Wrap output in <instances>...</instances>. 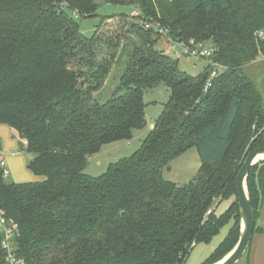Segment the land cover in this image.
Returning a JSON list of instances; mask_svg holds the SVG:
<instances>
[{
  "label": "trees",
  "instance_id": "1",
  "mask_svg": "<svg viewBox=\"0 0 264 264\" xmlns=\"http://www.w3.org/2000/svg\"><path fill=\"white\" fill-rule=\"evenodd\" d=\"M56 1L0 0V125L22 139L39 177L9 181L0 169V210L18 225V256L26 264H183L194 242H210L233 218L201 264L219 261L239 239L237 174L247 153L264 146V98L244 70L264 58V0H60L80 18L60 13ZM102 4L137 14L103 19L88 37L79 19L98 16ZM152 22L167 34L146 27ZM161 39L212 42L225 69L205 93L212 66L182 71ZM160 84L170 96L141 147L99 176L85 173L104 145L147 125L144 95ZM193 147L195 176L166 179L163 170ZM247 184L255 234L264 162ZM231 196L220 216H205ZM2 241L0 232V264H9Z\"/></svg>",
  "mask_w": 264,
  "mask_h": 264
},
{
  "label": "rangeland",
  "instance_id": "2",
  "mask_svg": "<svg viewBox=\"0 0 264 264\" xmlns=\"http://www.w3.org/2000/svg\"><path fill=\"white\" fill-rule=\"evenodd\" d=\"M121 14L132 15V8L130 9V7L102 4L101 8L99 9L98 16L79 19L81 31L84 35L90 37L94 34L97 25L103 19L112 17L115 18ZM208 43L212 44V42ZM159 47L165 49L167 52H172L174 54V49L166 40L161 39L159 42ZM173 56L178 59L179 68L190 75H197L198 73H200L207 63L206 61H199L194 58H188L186 56H177L175 54ZM244 70L245 73L250 76V78L252 76L253 81L258 86L260 78L257 74L254 73L252 67H246ZM123 71V66L122 68L116 67L114 69L107 86H105L98 93L99 99L101 101H105L111 96ZM169 96L170 90L164 84H160L152 89H148L144 95V100L147 103V125L142 129H135L130 140L116 141L104 145L98 153H95L89 157L88 164L84 170L85 173L92 176H99L107 171L110 164L115 163L122 158L130 157L136 150H138L141 147L143 139L149 133L151 124H153L154 121L162 113L164 105L168 101ZM0 134L4 139L1 142L2 148L4 149V151L8 150L10 152V154L4 152L7 154L4 155L8 164V170L10 172V177L7 180L17 181L14 178V167L17 168L18 172H29L28 174H30L32 178L34 176V179H37L38 177L34 175V173L30 171L27 166L32 155L27 153L26 151H21L20 142L22 141V139L18 136V134L6 125H0ZM11 151L15 152L14 157L11 155ZM17 157H19V160H17ZM200 162L201 160L197 149L195 147L190 148L186 153H184L178 159L172 161L170 165L163 170L164 177L177 183L188 182L195 176L196 172L199 169ZM32 178L29 179L31 180ZM231 198H233V196L224 198L223 200L218 201L213 206L216 216H220L231 205V203L233 202V199ZM232 225L233 221L225 222L221 226L219 232L212 238L210 242L197 243V245L192 248L190 254L183 264H201L203 261H205L206 258H208L209 255L214 251V249L219 245V243L225 238ZM215 243L218 244H216L215 246ZM245 259L246 255L237 264H245Z\"/></svg>",
  "mask_w": 264,
  "mask_h": 264
},
{
  "label": "built area",
  "instance_id": "3",
  "mask_svg": "<svg viewBox=\"0 0 264 264\" xmlns=\"http://www.w3.org/2000/svg\"><path fill=\"white\" fill-rule=\"evenodd\" d=\"M55 5L60 13H70L75 18H80V13L77 9H71L67 1L57 0ZM146 27L156 29L160 34L166 35L167 32L161 28L158 24L147 23ZM262 35V33L260 34ZM171 40V46L174 49V54L177 56H186L188 58H194L196 60L206 61L212 66L210 75L208 76L205 85L204 92L206 93L213 84L214 79L219 76L225 69V67L213 60V55L217 48L214 44L208 42H200L196 40ZM4 150L0 142V169L5 178L10 176L8 170V164L4 155ZM214 212V207L207 210L205 216L208 217ZM18 225L9 220L3 210H0V232L3 235L2 246L6 251L9 264H26L24 259L18 256V253L14 247V237L17 233ZM195 242L192 244V246Z\"/></svg>",
  "mask_w": 264,
  "mask_h": 264
},
{
  "label": "water",
  "instance_id": "4",
  "mask_svg": "<svg viewBox=\"0 0 264 264\" xmlns=\"http://www.w3.org/2000/svg\"><path fill=\"white\" fill-rule=\"evenodd\" d=\"M264 162V146H259L247 153L237 174V193L240 216V234L236 245L222 259L214 264H237L245 255L252 240L256 219L248 190V176L253 166Z\"/></svg>",
  "mask_w": 264,
  "mask_h": 264
},
{
  "label": "crops",
  "instance_id": "5",
  "mask_svg": "<svg viewBox=\"0 0 264 264\" xmlns=\"http://www.w3.org/2000/svg\"><path fill=\"white\" fill-rule=\"evenodd\" d=\"M136 14H137L136 10H134L132 8V15H136ZM249 66L252 67V69L254 70V73L257 74L259 76V78H260L258 87L261 90V93H262L263 98H264V58H259L255 62H252L251 64L247 65L246 67H249ZM251 78H252V76H251ZM153 126H154V123L151 124L150 128H152ZM0 140H1V142H2V140H4L3 137L1 136V134H0ZM4 152L10 154V152L8 150L4 151ZM14 153H15L14 151L11 153V155L13 157L15 156ZM21 159H22V157H21ZM17 160H19V157H17ZM200 165H201V162H200ZM13 171H14V178L17 180V181H14V182H27V181H35V180L39 179L38 176H37L38 177L37 179H34V176L32 178V176H30V174H28L29 172H26V171H23V172L19 171L18 172L16 167H14ZM29 178H32V179L30 180ZM231 199H233V201H234L235 197L233 196V198H231ZM258 214L259 215H258V218H257V226H258V228H260V230L258 232H255V234H253L252 242H251V248H250V251L248 253V257H246V259H245V261H246L245 264H247V262H248V264H264V196H263V198L261 200ZM229 221H233V225H234L235 220L233 218L230 219ZM219 240H221V239H219ZM217 242H220V241H217ZM216 244H218V243H215V246H216ZM196 245L197 244L195 243L191 247V250ZM211 248H213V247H211Z\"/></svg>",
  "mask_w": 264,
  "mask_h": 264
}]
</instances>
